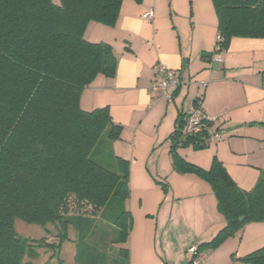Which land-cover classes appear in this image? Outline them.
I'll return each mask as SVG.
<instances>
[{"label": "trees", "instance_id": "trees-1", "mask_svg": "<svg viewBox=\"0 0 264 264\" xmlns=\"http://www.w3.org/2000/svg\"><path fill=\"white\" fill-rule=\"evenodd\" d=\"M123 1L0 0V264H35L40 247L59 251L72 239L71 227L76 261L98 264L104 253L82 244L99 213L117 206L121 210L111 220L118 229L112 246L119 248L120 258L114 264H130V163L112 149L123 125L113 120L108 106L86 111L80 104L83 90L97 75L113 77L118 66L109 43L85 39L87 25H115ZM212 1L220 37L217 52L227 50L233 37L264 38V0ZM183 124L181 117L171 135L173 169L206 180L226 220L211 241L198 246L188 263L193 264L246 223L264 222V171L252 189L244 190L216 157L209 169L187 161L179 147L207 145L199 136L182 139ZM102 156L112 157L116 170L100 164ZM17 219L47 232L53 226L55 241L19 235ZM242 259L264 264V246Z\"/></svg>", "mask_w": 264, "mask_h": 264}, {"label": "crops", "instance_id": "crops-1", "mask_svg": "<svg viewBox=\"0 0 264 264\" xmlns=\"http://www.w3.org/2000/svg\"><path fill=\"white\" fill-rule=\"evenodd\" d=\"M150 9L154 16L148 20L144 14ZM84 37L90 42L109 43L117 57L115 76L97 75L83 90L80 104L86 111L108 106L113 120L123 125L121 138L113 142L112 149L129 161L132 181L138 174L142 178L139 182L146 187L147 181L154 184L146 171L148 167L144 168L137 156L139 147L147 153L158 144L170 143L164 152L174 171L171 135L179 119L186 117L198 98H202L207 115L221 116L218 122L221 140L200 151L192 146L179 147L178 153L204 169H209L216 157L244 190L249 189L239 185L240 169L257 167L261 176L264 171V38L233 37L228 49L221 51L222 60L217 61L214 56L218 17L212 0H143L140 3L124 0L115 25L91 21ZM157 63L179 71L181 84L170 89L172 101L161 98L151 102L148 86L155 77ZM191 150L200 154L189 158ZM150 160L147 157L146 163ZM160 161L161 157L156 162L157 169ZM143 173L147 178H143ZM203 192H198V198ZM180 197L167 200L171 204L167 216L174 213L172 210ZM209 201L217 207L215 197L211 196ZM127 203L128 200L126 206ZM211 212H215L212 206ZM218 216L212 222L211 234L205 233L203 240L210 239L226 225L224 217ZM211 255L209 251L208 257Z\"/></svg>", "mask_w": 264, "mask_h": 264}, {"label": "rangeland", "instance_id": "rangeland-1", "mask_svg": "<svg viewBox=\"0 0 264 264\" xmlns=\"http://www.w3.org/2000/svg\"><path fill=\"white\" fill-rule=\"evenodd\" d=\"M169 147L170 143L165 142L163 145L158 144L153 150L150 148L147 153L144 149L137 148V156L143 167H148L146 171L156 186L147 181L146 187V184L139 182L142 178L138 174L132 181L130 167V196L127 203L133 218L129 240L130 264H188L198 246L211 241L218 234L217 231L210 239H202L205 233L210 231L211 234L215 216H223L218 208L214 207L213 202L209 201L211 196L215 197L212 187L197 173L173 171L164 152L168 151ZM196 151L189 153V158L200 154ZM147 157H151L149 163H146ZM160 157V166L157 169L156 162ZM97 161L110 170H116V164L110 156H102ZM252 169H240L237 172L239 185L249 190L256 185L260 177V169L257 167ZM247 175L250 178H246ZM142 176L147 178L144 173ZM206 188L208 190H205ZM198 192H203L201 198H198ZM174 193L176 197H181L176 200L172 210L174 213L167 216L168 206L171 207L167 200H174ZM211 206L215 209L214 213L211 212ZM120 210L121 208L117 206L110 208L102 216L100 212L93 222L92 233L82 244V247L94 253H104L98 264H114V259L120 258L119 248L112 246L118 229L111 222ZM15 229L23 237L33 241L44 238L50 243L55 241L57 233L53 226H49L47 232L40 225L28 224L20 219L15 221ZM74 234L75 230L71 227L70 238L74 239ZM72 239L65 241L59 251L45 246L40 247L41 255L34 260L35 264H43L45 260H49V264H60V261L62 264H79L75 258L76 246ZM263 246L264 222H248L243 228L226 237L216 248L204 250L202 252L204 259L201 254L200 260L193 264H247L242 257ZM209 251L212 252L210 258Z\"/></svg>", "mask_w": 264, "mask_h": 264}, {"label": "built area", "instance_id": "built-area-1", "mask_svg": "<svg viewBox=\"0 0 264 264\" xmlns=\"http://www.w3.org/2000/svg\"><path fill=\"white\" fill-rule=\"evenodd\" d=\"M153 16V9H150L144 14V17L148 20ZM214 57L217 61H221V52H217ZM154 71L155 77L148 86L151 102L155 103L161 98L172 101L173 95L170 92V89L178 87L181 84L179 71L177 69L170 68L163 63L155 64ZM220 120L221 116L207 115L202 106V98H198L195 102V107L190 110L184 118L182 139L199 136L202 139V143L206 145L217 143L222 137L220 127L218 126V122ZM190 249L192 250V247ZM199 260L200 258H198L196 262Z\"/></svg>", "mask_w": 264, "mask_h": 264}]
</instances>
